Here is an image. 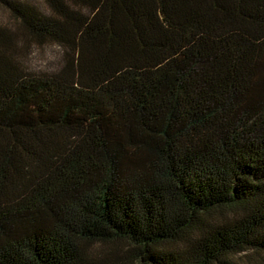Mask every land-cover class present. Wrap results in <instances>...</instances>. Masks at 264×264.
<instances>
[{
	"label": "trees",
	"instance_id": "1",
	"mask_svg": "<svg viewBox=\"0 0 264 264\" xmlns=\"http://www.w3.org/2000/svg\"><path fill=\"white\" fill-rule=\"evenodd\" d=\"M0 1V264H264V0Z\"/></svg>",
	"mask_w": 264,
	"mask_h": 264
},
{
	"label": "rangeland",
	"instance_id": "2",
	"mask_svg": "<svg viewBox=\"0 0 264 264\" xmlns=\"http://www.w3.org/2000/svg\"><path fill=\"white\" fill-rule=\"evenodd\" d=\"M34 1V0H29ZM37 2V0H35ZM13 19L11 18L9 12L5 9V6L0 1V25L2 26H12ZM60 53L59 48L55 46H45V47H30V49L27 51L26 54H24L22 57H24L26 64L30 68L34 69H42L46 67L49 62H54L57 60L54 58L56 55ZM57 57V56H56ZM255 256L253 255H244L239 254L236 256H233L230 260L234 264H253V258Z\"/></svg>",
	"mask_w": 264,
	"mask_h": 264
}]
</instances>
